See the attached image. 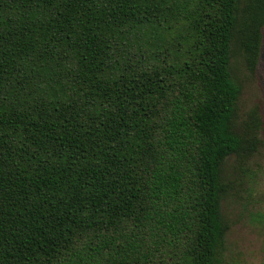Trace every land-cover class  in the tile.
<instances>
[{"label": "trees", "instance_id": "1", "mask_svg": "<svg viewBox=\"0 0 264 264\" xmlns=\"http://www.w3.org/2000/svg\"><path fill=\"white\" fill-rule=\"evenodd\" d=\"M263 33L264 0H0V264H221Z\"/></svg>", "mask_w": 264, "mask_h": 264}, {"label": "rangeland", "instance_id": "2", "mask_svg": "<svg viewBox=\"0 0 264 264\" xmlns=\"http://www.w3.org/2000/svg\"><path fill=\"white\" fill-rule=\"evenodd\" d=\"M235 68L242 86L238 117L257 109L261 144L243 163L232 157L225 165L232 188L222 203L230 228L221 264H264V33L255 74L250 76L241 65Z\"/></svg>", "mask_w": 264, "mask_h": 264}]
</instances>
